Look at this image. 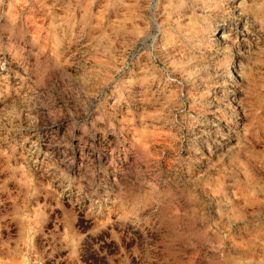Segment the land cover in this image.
Returning <instances> with one entry per match:
<instances>
[{
	"label": "rangeland",
	"instance_id": "obj_1",
	"mask_svg": "<svg viewBox=\"0 0 264 264\" xmlns=\"http://www.w3.org/2000/svg\"><path fill=\"white\" fill-rule=\"evenodd\" d=\"M0 264H264V0H0Z\"/></svg>",
	"mask_w": 264,
	"mask_h": 264
}]
</instances>
